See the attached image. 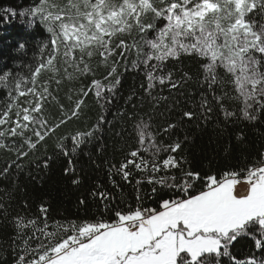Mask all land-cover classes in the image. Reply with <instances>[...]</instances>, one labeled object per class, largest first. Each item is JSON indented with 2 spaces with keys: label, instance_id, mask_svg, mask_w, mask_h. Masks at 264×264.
<instances>
[{
  "label": "snow or ice",
  "instance_id": "6c2138e0",
  "mask_svg": "<svg viewBox=\"0 0 264 264\" xmlns=\"http://www.w3.org/2000/svg\"><path fill=\"white\" fill-rule=\"evenodd\" d=\"M19 14L47 38L22 71L0 74V259L10 250L11 264H264V144L237 165L205 170L188 158L190 126L227 136L231 155L233 139L243 149L245 130L264 123V0H34ZM133 52L139 90L109 120ZM185 59L194 71L177 70ZM105 126L122 156L102 165L114 187L113 176L138 174L135 205L113 206L97 185L87 195L107 218L50 223L43 202L32 213L16 195L24 161L48 169L51 146L79 187L73 158L91 160L83 150L94 143L103 157ZM78 206L89 207L83 194ZM240 239L249 242L243 258L233 251Z\"/></svg>",
  "mask_w": 264,
  "mask_h": 264
},
{
  "label": "trees",
  "instance_id": "16d2710c",
  "mask_svg": "<svg viewBox=\"0 0 264 264\" xmlns=\"http://www.w3.org/2000/svg\"><path fill=\"white\" fill-rule=\"evenodd\" d=\"M34 0H0V74L4 72L17 73L22 71L18 65H26L31 62L33 54L37 51V42L44 41L47 38V33L38 24L32 28H28L22 23L20 12L29 9L33 6ZM15 12V15H13ZM151 37V34H150ZM23 43L26 46V54L17 51L19 45ZM135 53L129 57V65L127 71L121 67L123 79L119 90V95L111 108V114L108 119H113V115L117 109L125 107L124 98L132 89L139 90L142 73L138 69L131 66V60L135 59ZM170 68L171 64L168 65ZM180 67L192 68L194 66L191 61L185 59L183 65H177V70ZM190 89H195L196 85H189ZM5 98V92L0 88V100ZM183 101V98H181ZM91 107V101L89 102ZM131 108V105H127ZM101 110L97 107H91L90 117L95 119ZM189 135L194 138V143L190 145L188 158L192 160L195 165L207 170L209 165L216 167L230 163L237 165L244 163L248 155L264 144V123L257 125L256 128H248L245 130L247 143L243 149H237L235 140H232V152L229 155L225 151V146L229 143V138L217 140L215 131L209 125L206 131H201L194 126L188 128ZM183 135V133H181ZM101 143L106 145L104 156L101 157L97 151V144L86 145L84 152L91 153L92 159L84 155L83 152L74 157L76 175L81 179L79 187L72 185L70 179L65 176L64 168L67 166V158L62 155H56L54 148L51 146L48 149L47 156L52 159L48 169H44L41 165L37 168L39 161H24L25 169L20 174L18 183L22 191L18 192L17 197H24L31 205V212L35 213L37 205L41 202L50 207V223H55L57 220L77 219L78 217H96L101 214L107 218V213L104 212L103 207H99L98 203L92 202L91 197L87 193L95 190L97 185L100 190L108 193L109 198L116 206L124 201L122 207L128 205H135V179L138 174L133 172V178L129 182L122 181L119 175H115L112 179L115 180L117 187H114L108 177V170L102 165L105 157L109 158L110 162L118 163L121 159L122 153L120 147L121 141L112 133L107 131L102 134ZM114 158V159H113ZM97 161L101 163V167H97ZM2 162V157H0ZM5 182H0V187H4ZM144 191L150 192V186L145 184ZM89 200V207L85 209L78 206V200L81 196ZM155 196H147L144 204L147 206H157L155 203ZM22 206V205H21ZM7 238V231L0 230V239ZM6 248V246H5ZM233 251L243 258L249 251V242L245 239H240L233 248ZM4 259L11 264L13 259L11 251L7 250L4 254ZM4 259H0V264H4Z\"/></svg>",
  "mask_w": 264,
  "mask_h": 264
}]
</instances>
